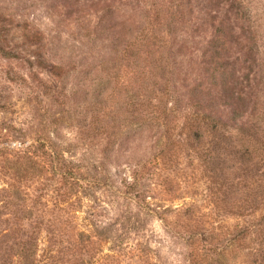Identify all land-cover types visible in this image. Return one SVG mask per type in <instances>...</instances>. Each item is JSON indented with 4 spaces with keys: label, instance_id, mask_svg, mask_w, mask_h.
<instances>
[{
    "label": "rangeland",
    "instance_id": "obj_1",
    "mask_svg": "<svg viewBox=\"0 0 264 264\" xmlns=\"http://www.w3.org/2000/svg\"><path fill=\"white\" fill-rule=\"evenodd\" d=\"M0 264H264V0H0Z\"/></svg>",
    "mask_w": 264,
    "mask_h": 264
},
{
    "label": "trees",
    "instance_id": "obj_2",
    "mask_svg": "<svg viewBox=\"0 0 264 264\" xmlns=\"http://www.w3.org/2000/svg\"><path fill=\"white\" fill-rule=\"evenodd\" d=\"M231 8H232V10L234 11L235 10V8H234V6L232 5L231 6ZM235 12H236V10H235ZM237 14V13H236ZM238 17V16H237ZM239 18V17H238ZM224 35V36H223ZM227 37V35H225L224 33H222V36H220V44H219V46L222 44V42H224L225 40L226 41H228V38H226ZM225 44H226V42L224 43V44H222L221 45V47H217V51L215 52V56H218L219 54H220V51L222 52V51H224V50H222L223 49V47L225 46ZM218 58V57H217ZM219 59H220V56H219ZM216 65H217V67H216V70H218V71H221V73L223 74L224 73V68H225V66L221 63V61H218V62H216ZM222 83H223V85H226L227 83H226V80H224V79H222Z\"/></svg>",
    "mask_w": 264,
    "mask_h": 264
}]
</instances>
